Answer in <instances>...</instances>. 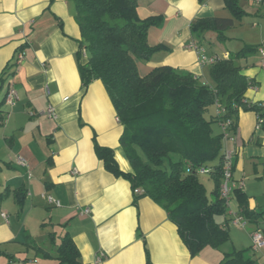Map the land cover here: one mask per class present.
I'll list each match as a JSON object with an SVG mask.
<instances>
[{
    "label": "crops",
    "instance_id": "crops-1",
    "mask_svg": "<svg viewBox=\"0 0 264 264\" xmlns=\"http://www.w3.org/2000/svg\"><path fill=\"white\" fill-rule=\"evenodd\" d=\"M139 3L141 19L162 18L148 34L149 44L162 48L150 60L137 59L141 75L171 65L209 82L210 66L200 65V54L188 47L190 42L201 40L198 43L209 55L228 53L232 57L243 46L254 45L257 56H249L255 57V62L241 66L258 87L249 89L248 96L264 102V0H239L245 14L235 19L224 40L215 32L193 36L191 23L197 18L232 16L225 0ZM75 14L72 0H0V102L4 101L5 115L0 126V193L10 188L9 195L0 199V249L15 255L14 260L1 257L0 264H58L57 251L50 249L55 248L54 243L47 246L48 238L39 237L50 230L46 225L53 223L60 226V234L54 231L55 235L66 232L73 238L80 252L79 264H95L100 253L105 254L102 264H224L225 253L218 248L207 247L192 256L165 208L150 196L136 198L139 193L134 192L130 180L108 170L98 156L96 143L114 151L121 170L132 171L120 143L124 126L104 83L97 79L83 87L78 59L81 32ZM233 40L234 49L218 47ZM20 51L24 58L17 63ZM86 59L82 54L81 60ZM11 88L17 92L14 105L7 101ZM50 108L55 116L48 113ZM214 126L217 133L222 132L220 123ZM235 136V142L227 144L236 149L235 188L246 194L250 208L262 209L264 191L257 194L249 183L252 177L264 183V128L259 126L255 111L239 112ZM20 186L27 196L19 214L12 191ZM46 194L60 205L50 203ZM235 202V207L231 202L228 207L229 219L232 211L241 210L238 198ZM86 208L90 212L83 214ZM2 212L8 214V221ZM262 218L248 221L251 244V233L264 227ZM233 226L246 227L231 224L229 229ZM233 233L236 243L239 236ZM34 241L53 257L37 253L28 245ZM254 252L264 264V247Z\"/></svg>",
    "mask_w": 264,
    "mask_h": 264
},
{
    "label": "trees",
    "instance_id": "trees-1",
    "mask_svg": "<svg viewBox=\"0 0 264 264\" xmlns=\"http://www.w3.org/2000/svg\"><path fill=\"white\" fill-rule=\"evenodd\" d=\"M72 1L81 32L78 59L83 87L97 79L104 83L124 126L120 143L132 171L121 170L114 151L96 143L98 156L108 170L130 180L133 190L141 189L136 198L150 196L165 208L192 256L207 247L219 248L230 239L228 204L221 195L226 143L224 132L215 133L213 126L230 120L229 130L235 135L239 112L252 110L262 119L264 128V102L248 96L255 82L236 61L253 54L258 47L245 45L233 57L220 56L209 65L212 79L209 82L203 83L194 73L171 65L157 66L143 76L137 59L150 60L162 48L148 42L150 28L160 25L162 18L141 19L139 0ZM225 2L232 16L195 19L191 23L193 36L199 38L215 32L218 39L227 38V29L245 11L239 0ZM198 42L201 44V40ZM83 49L85 61L81 60ZM217 101L224 106L222 115L216 113ZM3 104L4 101L0 102V126L5 120ZM206 174L214 181L210 196L201 180ZM12 192L20 214L27 190L20 186ZM234 192L239 200V213L249 222H258L264 216V207L250 208L246 194L239 188H234ZM9 193L7 187L0 193V199ZM220 216L223 218L219 219ZM50 237L57 246L58 264H79V249L68 233L60 235L58 241L55 233L50 232ZM28 245L44 257H53L35 241ZM249 252V248L227 252L223 263L260 264ZM3 256L15 259L14 254L0 249V258Z\"/></svg>",
    "mask_w": 264,
    "mask_h": 264
},
{
    "label": "built area",
    "instance_id": "built-area-1",
    "mask_svg": "<svg viewBox=\"0 0 264 264\" xmlns=\"http://www.w3.org/2000/svg\"><path fill=\"white\" fill-rule=\"evenodd\" d=\"M257 2H260L261 0H256ZM189 48L196 49L199 54V63L201 66H208L214 64L220 56L217 54L209 55L207 53V50L204 46L200 45L196 41H192L188 45ZM262 53V65L264 67V49H261ZM82 54L86 56V50L83 49ZM223 56L229 57V54H224ZM24 58V52L20 51L17 54L16 62L20 63L22 59ZM251 89L257 90L258 87L254 84ZM17 97V92L14 88H11L7 94V101L9 104L14 105L15 104V98ZM225 112L224 106L220 101L216 102V113L217 115H222ZM48 113L50 115H56L54 108H50L48 110ZM32 114H35L34 112ZM262 119L259 120V126L262 125ZM222 127V131L224 132V139L226 143L225 153L223 156L224 161V167H223V182L221 185V195L227 200L228 207L230 205V200L232 197L233 190L235 188V182H234V156L236 153V149L233 147H229L228 143H234L236 140V136L231 133L229 130V127H231V121L230 120H224L220 123ZM19 162L21 164H25L24 160L22 158H19ZM74 172H77L75 169ZM203 173L207 172V170H202ZM135 193H140L141 189L137 188L134 190ZM47 200L55 205H60V201L54 198L52 195L46 194L45 195ZM83 214L89 213L90 208H86L81 211ZM2 216L8 221V214L6 212H2ZM248 223V220L239 212H231V218L229 219L228 226L229 225H235L239 227H245ZM252 238V247L254 251L260 250L262 247H264V227L263 229H257L251 233ZM105 258L104 253H100L97 256V259L95 261V264H102L103 260Z\"/></svg>",
    "mask_w": 264,
    "mask_h": 264
},
{
    "label": "rangeland",
    "instance_id": "rangeland-1",
    "mask_svg": "<svg viewBox=\"0 0 264 264\" xmlns=\"http://www.w3.org/2000/svg\"><path fill=\"white\" fill-rule=\"evenodd\" d=\"M234 30V29H233ZM230 42H232V41H230ZM230 42H227V43H222V44H218V47L219 48H221V49H224V50H228V49H234V42H236V41H234L233 40V43H230ZM252 55H255V56H257V52H254ZM255 60H256V58L255 57H251V56H248V59H243V58H241V59H237V63H239L240 65H242V66H247V65H251L253 62H255ZM246 69V68H245ZM208 79H209V77H208ZM209 81H210V79H209ZM204 82H207V80L206 79H203V83ZM214 128V131H215V133H217L218 132V129H216V127L214 126L213 127ZM249 176H248V174L246 175V178H244V181L248 178ZM250 179H252V180H250L249 181V183H250V187H251V189H252V191H256V193L257 194H262L263 193V191H264V183H258L257 181V179H256V177H252V178H250ZM201 180H202V182L205 184V186H206V188H207V192H208V195L210 196L211 195V192H212V189L214 188V181H213V178H212V176L211 175H209V174H206V175H203V176H201ZM245 183V182H244ZM231 198H233V199H231V206H232V208L233 207H235V199L237 198V195L235 194V195H233V193H232V197ZM227 212H228V210H227ZM9 215H11V214H9ZM15 216L17 217V215L15 214ZM221 218H223V216H220V218L219 219H221ZM49 221H50V219H49ZM263 221H264V219L262 218L261 220H260V222H262L263 223ZM248 225L245 227V229L243 228L242 230L241 229H236L234 226L233 227H230V229H229V232H230V239H229V241H227V242H225L223 245H221L219 248H218V250H220L222 253H226V252H233L234 250H240V249H246V248H249L250 249V254L251 255H254V257H256L255 255H257L256 254V252H254V250H253V247L251 246L252 244L250 243V240H249V230L251 229L250 227V225H249V223H247ZM49 227V229L51 230V231H53V233H55L54 231H58L57 233H59L60 234V226H59V224H56V223H53V225L52 224H47L46 225V228H48ZM56 229V230H55ZM50 230H45V232L44 233H46V234H44V233H41V235L39 236V237H45V239L46 238H48V239H46L47 240V242H46V245L48 246L49 244H52V243H54V242H52V239H51V237H50V232H48V231H50ZM232 231H234V233H233V235L234 234H237L238 236H239V239L237 240V242L235 243V239L232 237ZM42 232V231H41ZM48 232V233H47ZM33 234H34V232H33ZM58 234V235H59ZM37 235H38V233H37ZM56 236H57V234H56ZM56 240L58 241L59 240V236H57V238H56ZM52 242V243H51ZM251 244V245H250ZM54 245H55V248H50V249H52V251H53V253H55L56 251H57V246H56V244L54 243ZM55 251V252H54ZM255 253V254H254Z\"/></svg>",
    "mask_w": 264,
    "mask_h": 264
}]
</instances>
